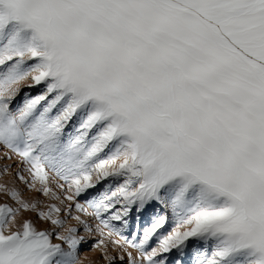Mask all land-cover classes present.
<instances>
[{
    "label": "snow or ice",
    "instance_id": "obj_1",
    "mask_svg": "<svg viewBox=\"0 0 264 264\" xmlns=\"http://www.w3.org/2000/svg\"><path fill=\"white\" fill-rule=\"evenodd\" d=\"M26 78L42 90L14 109ZM0 145L98 222L95 247L106 229L143 264H264V0H0ZM0 191V264H76L60 207Z\"/></svg>",
    "mask_w": 264,
    "mask_h": 264
},
{
    "label": "rangeland",
    "instance_id": "obj_2",
    "mask_svg": "<svg viewBox=\"0 0 264 264\" xmlns=\"http://www.w3.org/2000/svg\"><path fill=\"white\" fill-rule=\"evenodd\" d=\"M32 81L30 78H26L19 82L16 86L18 87L17 96L13 102V108L15 109L17 106L21 105L24 98L25 93H29L30 96L37 95L42 89L41 87L35 88H28V85L31 84ZM11 157L10 159L7 157ZM5 169H7L5 171ZM23 176L26 180L31 182V177L27 172L25 166L21 163L20 158L16 156L14 153L8 151V149L4 148L0 145V185L5 186L7 188L15 189L14 186L18 185L19 183H24L22 180L19 179V176ZM60 181H56L52 178V174L49 173V187L55 191L61 199L65 195H72L71 192H62L60 189L56 187V184ZM40 187L39 183L36 182L35 187L29 188L28 184L24 185V190L20 191L21 199L25 200L27 203L35 202L37 204V208L40 211H47V205L49 204H56L58 207L62 209L60 213V218L65 220V227H78L81 230L77 233V235L84 237L83 243L80 245L78 253H77V262L76 264H109V261L104 259V256L107 255L108 257H112L111 264H129V253H131V257L136 264H143V257L142 254L135 248L130 247L129 245L125 244L120 236L107 235V230L105 229L106 235L103 237L105 240V245L101 247H95L97 241L102 239L99 233L96 231L97 221L84 214L79 213L73 207L72 215H79L81 219L86 220L89 225L92 227V232H86L83 230V227L79 225L75 220L70 219L65 215L63 212V208L67 207L70 203H74L72 201H64L63 204L60 203V200H55L51 198V194L49 196H44L41 192H38L37 189ZM16 190V189H15ZM95 190H89L88 195H82L79 197L78 201L82 205L86 207L85 200L89 198L90 195L94 194ZM7 194L3 191H0V204H7L13 207L15 206V202L6 196ZM33 201V202H32ZM91 211V209H89ZM23 219H30L34 222L35 226L38 230L42 231H59L62 232L63 229H55L53 225H51L48 221H39L36 219V213L31 210H21V213L17 217V224L21 222ZM145 222H147V217H145ZM171 225L169 228H166L164 231L165 233L170 230ZM124 235H128V232H125ZM112 240L118 241V243L113 244L111 243ZM52 243H60V241L56 240L55 236H52ZM157 242L154 239L150 245L148 246L149 250L152 247H156ZM175 256V252L171 254V257ZM123 257V259H121Z\"/></svg>",
    "mask_w": 264,
    "mask_h": 264
},
{
    "label": "bare ground",
    "instance_id": "obj_3",
    "mask_svg": "<svg viewBox=\"0 0 264 264\" xmlns=\"http://www.w3.org/2000/svg\"><path fill=\"white\" fill-rule=\"evenodd\" d=\"M24 185H25V183H22V182L19 183L18 182V185H15L14 188L16 189V191H18L20 193V191L24 190ZM6 196L8 197V195H6ZM7 204H9V203H7ZM13 207H17V205L15 204V206L13 205Z\"/></svg>",
    "mask_w": 264,
    "mask_h": 264
}]
</instances>
